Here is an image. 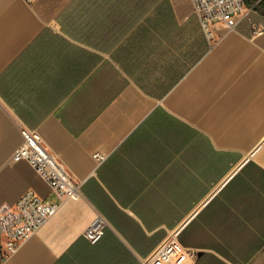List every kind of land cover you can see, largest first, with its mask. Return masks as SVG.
<instances>
[{"label":"crops","instance_id":"obj_1","mask_svg":"<svg viewBox=\"0 0 264 264\" xmlns=\"http://www.w3.org/2000/svg\"><path fill=\"white\" fill-rule=\"evenodd\" d=\"M22 128L80 191L0 264H141L172 234L196 257L170 264H264V12L207 35L190 0H0V205L56 201Z\"/></svg>","mask_w":264,"mask_h":264},{"label":"built area","instance_id":"obj_2","mask_svg":"<svg viewBox=\"0 0 264 264\" xmlns=\"http://www.w3.org/2000/svg\"><path fill=\"white\" fill-rule=\"evenodd\" d=\"M198 17L202 30L209 35L215 25L232 29L241 15H246L252 7L245 6L244 0H190ZM255 30L254 33H258ZM23 142L12 153L14 161L28 162L35 172L48 184L56 201L42 199L33 190H26L12 204L0 205V235L2 253L5 258L14 253L22 243L39 229L44 222L60 207L61 202L69 197H76L80 191V181L75 180L65 165L49 152L37 131L22 128ZM92 157L101 161L104 155L95 152ZM106 221L97 215L83 231V236L96 243L102 236ZM185 250L190 259L196 254L190 249H183L170 235L158 246L153 255L141 264H170Z\"/></svg>","mask_w":264,"mask_h":264},{"label":"trees","instance_id":"obj_3","mask_svg":"<svg viewBox=\"0 0 264 264\" xmlns=\"http://www.w3.org/2000/svg\"><path fill=\"white\" fill-rule=\"evenodd\" d=\"M245 3L250 4L255 9L264 12V0H244Z\"/></svg>","mask_w":264,"mask_h":264}]
</instances>
